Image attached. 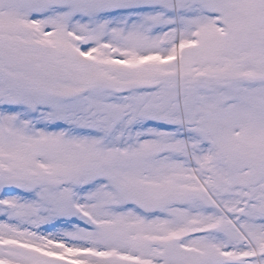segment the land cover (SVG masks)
Masks as SVG:
<instances>
[{
	"label": "snow or ice",
	"instance_id": "snow-or-ice-1",
	"mask_svg": "<svg viewBox=\"0 0 264 264\" xmlns=\"http://www.w3.org/2000/svg\"><path fill=\"white\" fill-rule=\"evenodd\" d=\"M0 264H264V0H0Z\"/></svg>",
	"mask_w": 264,
	"mask_h": 264
}]
</instances>
